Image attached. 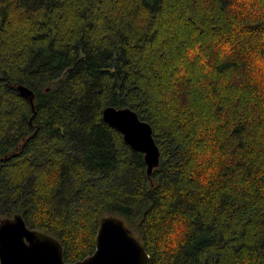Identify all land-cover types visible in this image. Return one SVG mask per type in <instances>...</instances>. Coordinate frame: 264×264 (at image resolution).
<instances>
[{
  "label": "trees",
  "instance_id": "1",
  "mask_svg": "<svg viewBox=\"0 0 264 264\" xmlns=\"http://www.w3.org/2000/svg\"><path fill=\"white\" fill-rule=\"evenodd\" d=\"M109 105L151 124L150 176ZM15 213L69 262L114 213L149 264H264V0H0V217Z\"/></svg>",
  "mask_w": 264,
  "mask_h": 264
},
{
  "label": "water",
  "instance_id": "2",
  "mask_svg": "<svg viewBox=\"0 0 264 264\" xmlns=\"http://www.w3.org/2000/svg\"><path fill=\"white\" fill-rule=\"evenodd\" d=\"M18 90L34 105L31 88L21 84ZM103 119L123 134L131 148L144 154L150 176L161 157L151 124L132 108L113 105L103 109ZM149 258L144 238L118 214L101 217L94 252L74 262L65 260L57 236L30 227L23 214L0 217V264H149Z\"/></svg>",
  "mask_w": 264,
  "mask_h": 264
}]
</instances>
